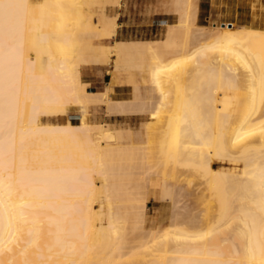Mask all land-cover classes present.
I'll list each match as a JSON object with an SVG mask.
<instances>
[{
  "label": "bare ground",
  "instance_id": "obj_1",
  "mask_svg": "<svg viewBox=\"0 0 264 264\" xmlns=\"http://www.w3.org/2000/svg\"><path fill=\"white\" fill-rule=\"evenodd\" d=\"M192 2L174 0L177 21L163 39L118 40L109 55L101 44L89 61L78 46L101 34L81 15L83 0H0V264H264V31L229 23L198 30ZM98 20L104 30L119 28L104 10ZM28 46L40 57L31 58ZM206 52L218 62L201 61ZM110 60L129 73L124 104L110 98L109 84L94 93L81 81L82 66ZM98 103L108 115L142 120L143 131L129 123L127 150L114 145L117 130L88 123L87 110ZM71 107L80 109L77 125L40 119L68 117ZM149 133L159 157L205 177L209 195L199 218L174 225L173 211V226L161 231L145 230L142 202L152 197L174 208L181 175L159 169L158 181L146 168L140 175L148 185L142 178L135 186L146 185L139 199L121 183L133 179L132 161L147 157ZM219 159L240 172L214 168ZM130 219L147 233L133 247Z\"/></svg>",
  "mask_w": 264,
  "mask_h": 264
},
{
  "label": "rangeland",
  "instance_id": "obj_2",
  "mask_svg": "<svg viewBox=\"0 0 264 264\" xmlns=\"http://www.w3.org/2000/svg\"><path fill=\"white\" fill-rule=\"evenodd\" d=\"M32 1L36 3L40 0H32ZM191 1L195 2V4L192 2L194 7L195 5H197L196 6L197 15H196V21H195L196 23L195 28L198 30L204 29L205 32L209 30L212 31L214 27H218L220 24L227 25L229 23L233 26L235 25L234 26L235 29H239V30H245L247 27H256L264 31V0H238L237 5H234V6L225 5L223 0H191ZM201 1H205V3L201 4ZM83 2L85 3V5L83 7H80L81 15L84 18H91L90 22L92 23L93 27L96 30H98L101 34V37H99L98 35L95 37L93 36L89 37V43H82L78 46V47H83V50L82 48H78V53L80 55L82 54V56L86 60L89 59L87 57H90L92 60L90 59L89 61H93L95 54L99 52L98 45L102 44V47H101L102 54L109 55L112 51H114V44L118 40H125V41L161 40L165 37V33L167 32V29H168L167 26H169L170 24H175L177 21L176 16L172 13L174 9V6H173L174 0H118V3L114 5H110L106 3V0H83ZM69 6L71 8L73 7L72 5H66L65 7L71 13L73 9L71 8L69 9ZM101 10H104L107 16L115 17V23L119 27L116 31H112V30L107 31L103 29L102 24H100L98 20V13ZM120 29H122L123 32L121 34H117V32ZM262 34L263 32L258 33V35H262ZM84 38L88 40L87 37H84ZM85 44L89 45V48L88 47L86 48ZM94 45L97 46V47L95 46L97 49L94 47ZM27 51L31 58L40 57L39 56L40 54L38 53V51L35 49H32L31 46H28ZM81 51H83V53ZM209 53L211 54L209 55ZM213 53L214 52H206L205 53L206 55L202 54L201 61L207 60L211 62L214 61V63L218 62L217 61L218 59L214 58V56H213L214 58L213 61L209 60L212 57V55L216 56V54H213ZM86 55H89V56H86ZM38 62H39V66H42L44 64V60L41 58H39ZM239 67L240 69H238V72L240 74H243L242 72L244 71V74H246L247 72L246 69H244L241 66ZM128 78H129V73L126 71L125 65L120 64V63L115 65L113 64L112 60L107 62V64L105 63V64H98L96 66H84V67L82 66L81 67V81L83 84H85L84 87L87 88L89 92H94V93L104 92L106 89V86L109 84L108 86L110 90V98H112L113 100L122 102V103L126 102V99H128V91H127ZM239 79L242 80L243 78L240 77ZM241 86L244 87L245 86L244 83L241 84ZM228 95L229 97H232L231 94H228ZM246 95H247V92L242 90L239 95H234V96H236V98L239 100H243L246 97ZM245 107H246L245 104L240 105L241 109H245ZM78 116H80V109L77 107H71L68 110V117L64 115H57V117L54 116V118H52L53 116L51 117L41 116L40 119L42 121L48 120L49 122L53 124L62 125V124L67 123L70 125H77L79 122ZM136 117H137L136 119L135 117H133L130 122L128 117H123L121 114H118V113L115 115L114 114L108 115L106 114V107L104 103H98V104L91 105L88 108L87 114H86V119H88L87 120L88 123L104 125L107 128L117 130V141L115 142L114 145L120 147V149L124 148L125 150H127L130 145L129 140H128L129 137L126 134V129L128 128L129 123H131L135 132H137L138 130L143 131L140 127L142 120H140L138 116ZM150 134L152 135V133H149L148 135L145 134L144 138H148L146 139V143L148 145L147 144L146 145L149 147L155 144L154 145L155 149L153 150L154 147L152 146L149 147L150 150L148 151L147 157L145 159L141 158V161L139 159L137 161L138 164L135 163L137 159L135 161H132L133 163H135V166L132 165L133 164L132 163L131 164L132 167H129L131 169H129L128 167H125L126 166L125 162L126 160H128L126 158H125L126 160H122L120 158L119 160H116L115 162L122 160L121 162H123V165L126 168V170L129 169V172L130 171L132 172L133 179L131 181L128 180L129 182L124 180L126 182L123 181L121 183H123L122 185L125 186L127 190L129 189L128 190L129 192L127 191V193L133 194L134 192L133 194L134 197L133 196L130 197V198L133 197L134 199H139L141 197L144 198V195L142 196V194L146 192L145 184L148 185L149 181H147L146 178H143L144 175L142 176L140 175V173L146 172L147 169L150 175L148 176L154 179L157 178L156 180L158 181L160 180L159 178H161V176L158 175V173L160 172L159 169L167 170L170 172H172L173 170L174 172L176 171L175 173L179 175V177L181 175V177L179 178L180 181L183 180L180 183L181 188L179 189L176 188L174 192L175 194H177L176 200H179L180 203L178 205L176 204L174 208L173 207L171 208L169 203L162 202L160 200H154L152 199V197L145 198L144 199L145 202L144 201L142 202L147 205V206L144 205L146 209V213H147V218H148L147 220L148 223L146 224L147 229L145 230L161 231V230H164L165 228L166 229L169 228V226H173L174 223H175L174 225H177V224L180 225V223L182 224V222H184L185 219H186L185 221H187L191 218L190 217L189 219H187L186 217L193 216L194 219L199 218L200 211L204 208L203 201L206 200V197L209 195L206 189L205 177H203L199 173L197 174V172L193 171L192 168L190 167L178 165L177 163H173L174 161L172 160H164L161 157H159V150L156 147L157 143H155V141H153L152 139L150 141V137L153 138L152 136H149ZM129 162L131 163V161ZM129 162L127 161V166ZM119 164H116V166L117 165L119 166ZM144 164L145 165L147 164V165L145 166ZM120 165L121 167H123L122 163ZM219 166L222 167L223 170H226V169H229L230 171L235 170L236 171V172L234 171L235 173H239L241 170L240 167L238 166H234V168L233 166H230V161L228 159L217 160L215 162L214 168H217ZM139 175L141 176V178H139ZM142 178L145 180V182L143 181ZM187 178L192 180L189 186L185 183V180ZM139 179H141L142 181ZM140 182H144L145 184H143L144 188L143 186L141 187L142 189L139 187V190L140 189L141 190L138 192V189L136 187L140 186L139 185ZM95 183L97 186H100L99 185L100 180L98 178L95 179ZM136 193H138V195ZM205 194H206V197H205ZM121 197L126 198L125 195H121ZM207 198L209 199V197ZM173 211L176 212L178 215L176 213L173 214L174 213ZM133 212L134 211L132 210V213ZM135 212L139 213L142 211L138 210L137 212L136 210ZM172 214L173 216L176 215L175 219L172 218L174 223H172L173 221L170 220V217L172 216ZM216 215L217 213L215 209H213L211 212V217H215ZM134 220L135 219H132V221ZM128 222H130L129 225H128ZM128 222L126 224V227L132 225V229H133V225L135 224L134 228L135 227L137 228V232H134V230L131 229V226L128 227V230H126L128 233L127 237L129 236V233H132V232H134V234L136 235L135 236L133 234V236L137 238V239L133 238L135 241L131 238L133 237L132 235L128 237V239L130 238L131 240H133V242L130 241V239L129 241L127 239L128 246L130 245V247H133V244L134 246L136 244L137 245L140 244L138 243V241H140V238H138L137 235L138 233L140 234V231H141L140 236L138 235L139 237H141L145 230L139 229L141 227V223L137 222L138 224H140L138 225L136 221L131 222V219ZM221 231H223V227L221 228ZM146 234L147 233L145 231L143 236H145ZM136 240H137V243H136ZM130 242L131 244L132 243L133 244L131 245Z\"/></svg>",
  "mask_w": 264,
  "mask_h": 264
},
{
  "label": "crops",
  "instance_id": "obj_3",
  "mask_svg": "<svg viewBox=\"0 0 264 264\" xmlns=\"http://www.w3.org/2000/svg\"><path fill=\"white\" fill-rule=\"evenodd\" d=\"M224 1V4L225 5H231V6H234V5H237V2L238 0H223ZM205 1H201V4H204ZM123 32L122 29H120L117 34H121Z\"/></svg>",
  "mask_w": 264,
  "mask_h": 264
}]
</instances>
